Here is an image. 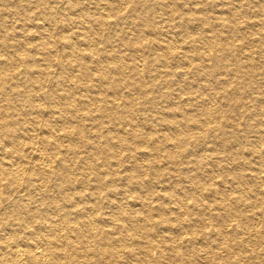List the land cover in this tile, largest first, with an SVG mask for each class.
Masks as SVG:
<instances>
[{"label": "bare ground", "instance_id": "bare-ground-1", "mask_svg": "<svg viewBox=\"0 0 264 264\" xmlns=\"http://www.w3.org/2000/svg\"><path fill=\"white\" fill-rule=\"evenodd\" d=\"M0 264H264V0H0Z\"/></svg>", "mask_w": 264, "mask_h": 264}]
</instances>
